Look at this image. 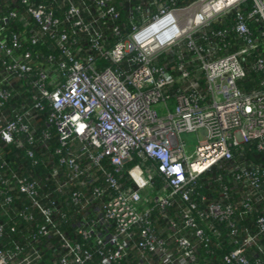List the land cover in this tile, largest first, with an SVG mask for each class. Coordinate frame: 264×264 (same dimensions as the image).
<instances>
[{
	"label": "built area",
	"instance_id": "2783aa9c",
	"mask_svg": "<svg viewBox=\"0 0 264 264\" xmlns=\"http://www.w3.org/2000/svg\"><path fill=\"white\" fill-rule=\"evenodd\" d=\"M249 152L264 0H0V264H264Z\"/></svg>",
	"mask_w": 264,
	"mask_h": 264
},
{
	"label": "trees",
	"instance_id": "16d2710c",
	"mask_svg": "<svg viewBox=\"0 0 264 264\" xmlns=\"http://www.w3.org/2000/svg\"><path fill=\"white\" fill-rule=\"evenodd\" d=\"M35 1H37V2H45V3H47L49 0H35ZM39 49L41 50V51H49L50 50V47H49V44L47 43V44H45L44 46H39ZM261 78H263V76H261L260 74H256V73H248V76H247V78L244 80V81H242V82H240L239 83V87L242 89V90H244V91H249V90H252L253 88H256V85H257V82L261 79ZM10 152V153H9ZM15 152L16 153H18L19 154V156L18 157H15ZM3 153H5V159H7V160H11V161H14L16 164H20V163H22L23 165H27V166H29V168H31V162L30 161H28V160H26L25 158H23L22 156H21V151L19 150V151H17L16 149H14V147L13 146H7L6 148H4V152ZM7 153H9V154H7ZM246 158H247V160L249 161V162H254V163H259L262 159H264L263 158V156L262 155H255V154H253L252 152H249V153H247L246 154ZM236 159H237V156H236ZM131 165H133V162H131V163H129V164H127L126 166L127 167H129V166H131ZM222 165H228L227 163H224V164H222ZM26 166V167H27ZM41 167V166H40ZM33 170H34V174L37 176V174H40V172L41 173H43L45 170H43V169H41V168H38L37 170H36V167H35V169L33 168ZM212 173L213 174H207L204 178H202L204 181H206V182H211L212 181V178H213V176L214 177H216L218 174H222V176H225V175H223V173H222V171H216V170H213L212 171ZM214 190L213 191H208V190H206L205 188H202L201 189V191L202 192H204V193H206L207 195H209L210 197H212V198H217L218 197V192H217V190H218V186L217 185H214ZM249 217V216H248ZM1 220V219H0ZM250 221H253V216L251 215L249 218H247V221L245 222V223H247V222H250ZM46 255H47V257H49L48 256V252L46 253Z\"/></svg>",
	"mask_w": 264,
	"mask_h": 264
},
{
	"label": "rangeland",
	"instance_id": "374dc122",
	"mask_svg": "<svg viewBox=\"0 0 264 264\" xmlns=\"http://www.w3.org/2000/svg\"><path fill=\"white\" fill-rule=\"evenodd\" d=\"M159 116L163 115L160 105L153 106ZM168 109L173 112V101H168ZM205 138V131L200 129L197 133H185L181 135V140L185 143L188 152L193 151L194 147L197 145L198 141H202Z\"/></svg>",
	"mask_w": 264,
	"mask_h": 264
},
{
	"label": "crops",
	"instance_id": "0c3cea01",
	"mask_svg": "<svg viewBox=\"0 0 264 264\" xmlns=\"http://www.w3.org/2000/svg\"><path fill=\"white\" fill-rule=\"evenodd\" d=\"M131 166H132V165H131ZM131 166H129V167L126 166L125 168H126V169H129ZM126 178H127L126 175H124V178L122 179V181H123L124 183L126 182V181H125Z\"/></svg>",
	"mask_w": 264,
	"mask_h": 264
}]
</instances>
